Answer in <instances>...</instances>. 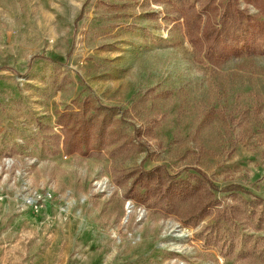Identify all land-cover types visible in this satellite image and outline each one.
I'll use <instances>...</instances> for the list:
<instances>
[{
	"label": "rangeland",
	"instance_id": "rangeland-1",
	"mask_svg": "<svg viewBox=\"0 0 264 264\" xmlns=\"http://www.w3.org/2000/svg\"><path fill=\"white\" fill-rule=\"evenodd\" d=\"M239 4L256 43L209 62L172 0H0V264H264L118 180L163 165L264 200V0Z\"/></svg>",
	"mask_w": 264,
	"mask_h": 264
},
{
	"label": "trees",
	"instance_id": "trees-1",
	"mask_svg": "<svg viewBox=\"0 0 264 264\" xmlns=\"http://www.w3.org/2000/svg\"><path fill=\"white\" fill-rule=\"evenodd\" d=\"M172 3L186 9L187 13L176 20L183 19L187 41L198 56L209 62L221 56L223 46L243 44L253 47L256 43L257 29L244 18L239 0H172ZM263 44L261 42L260 46ZM252 49L264 53V48ZM104 129L102 125L101 135ZM141 147L139 140L126 134L112 152L123 148L128 154ZM122 177L118 180H131L125 198L131 199L132 191L141 190L142 204L165 214L180 213V221L186 227L196 228L204 219L210 218L198 228L194 238L206 248L217 250L224 260L237 250L249 262H264V237L253 238L245 233L264 229L263 199L247 200L232 193L226 197L231 202L225 203L215 197L213 184L200 172L195 171L183 179L178 173L170 174L163 165L150 170H143L141 166L127 169ZM229 188L221 191L226 192Z\"/></svg>",
	"mask_w": 264,
	"mask_h": 264
}]
</instances>
